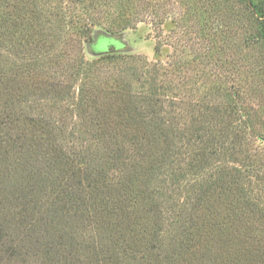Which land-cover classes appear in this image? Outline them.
I'll return each instance as SVG.
<instances>
[{"label":"rangeland","instance_id":"rangeland-1","mask_svg":"<svg viewBox=\"0 0 264 264\" xmlns=\"http://www.w3.org/2000/svg\"><path fill=\"white\" fill-rule=\"evenodd\" d=\"M247 14L244 0H0V209L27 185L37 213L69 193L51 229L75 233L78 264H264V48ZM115 136L134 164L104 172ZM16 137L50 151L35 172ZM79 163L105 186L76 185Z\"/></svg>","mask_w":264,"mask_h":264},{"label":"trees","instance_id":"trees-1","mask_svg":"<svg viewBox=\"0 0 264 264\" xmlns=\"http://www.w3.org/2000/svg\"><path fill=\"white\" fill-rule=\"evenodd\" d=\"M244 1L248 10L247 18L252 23H255L254 30L249 35L250 40L253 45L260 44L264 48V0ZM91 37V34H89L87 40L91 39ZM262 70L264 73V63L262 65ZM0 113L6 114V117H3V119L8 118L10 120L11 114L6 113V110L1 111ZM9 122L10 121H0V128L3 125H7ZM35 127L38 131H42L43 133L51 135L56 139L60 137L56 128H51L50 125L43 120L36 121ZM17 140L20 141V138L16 137L13 140V145H19L18 147L24 149L22 150L24 153L23 169H26L27 171L29 170L28 168H31L32 170L30 172H33L38 165L43 163L44 159H47V154L50 153V151L45 148H35L33 145V148L31 149L29 148L30 143H24V145L17 142ZM52 144L51 148L53 154L60 152L71 160L76 156L74 155L76 151L72 150L73 148L68 150V148H64V146L59 142H52ZM126 152L127 151H124L123 149L122 142L118 141V138L115 136L113 155L107 157L104 165V172L111 164L121 170L122 168L119 166V163L123 168L128 166L132 167L134 160L132 159L131 154H127ZM85 156L86 155H84V158ZM90 161L92 160L90 159ZM82 163H79L78 165L74 164L72 167L73 170L69 173L75 184L80 188L86 187L92 191L96 189L97 186H105L104 183H98L96 181V174L99 169H91L88 163L82 166ZM139 164L140 163L138 162L135 165V173L131 175L128 181H130V194L134 197L140 196L143 199V196L141 195L142 192L136 188V183L132 182L133 178L140 179V176L144 173L143 170H138ZM102 176L100 175V182ZM145 184H147V182ZM34 185L37 187V181ZM27 186L18 188L19 193L14 194L12 198L15 200L14 202L11 200L6 201L8 204L5 211L0 209V264H12V262L16 260H19L21 264H29L28 261L33 255H38L39 258H43V262L48 261V264L54 261L59 263L61 259H64L63 264H67L69 263L67 260L71 256L72 261L69 264H78L79 262L77 261L79 260L76 256L79 247L74 235L75 233H73V231H65L66 233L64 234L60 231H53L51 229L52 217L56 212L55 210L58 209L57 202L65 201L68 204L60 206L62 208H67L66 211L72 210V206L69 204L70 194H67V199L66 197L55 199V203H53V201L50 202L49 205L44 208V212L37 213L39 211H35V209L38 208V205L34 203L37 202L35 201V187L30 185V188H27ZM226 190L230 192L233 191L231 187ZM26 192L30 194L32 198H30ZM16 208H18V210H16ZM14 220H16L15 223H13ZM18 226H20V231H18ZM64 246L70 247L66 255L62 253Z\"/></svg>","mask_w":264,"mask_h":264},{"label":"water","instance_id":"water-1","mask_svg":"<svg viewBox=\"0 0 264 264\" xmlns=\"http://www.w3.org/2000/svg\"><path fill=\"white\" fill-rule=\"evenodd\" d=\"M105 49L107 50H114L118 48L117 43H110V44H106L104 45Z\"/></svg>","mask_w":264,"mask_h":264}]
</instances>
